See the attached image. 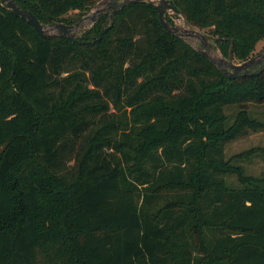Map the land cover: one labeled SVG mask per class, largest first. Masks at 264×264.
<instances>
[{"label": "trees", "instance_id": "trees-1", "mask_svg": "<svg viewBox=\"0 0 264 264\" xmlns=\"http://www.w3.org/2000/svg\"><path fill=\"white\" fill-rule=\"evenodd\" d=\"M17 1L72 23L99 0ZM170 1L238 62L264 39V0ZM108 24L44 37L0 0V264H264V177L224 156L264 125V68L228 78L147 2L90 42Z\"/></svg>", "mask_w": 264, "mask_h": 264}, {"label": "water", "instance_id": "water-1", "mask_svg": "<svg viewBox=\"0 0 264 264\" xmlns=\"http://www.w3.org/2000/svg\"><path fill=\"white\" fill-rule=\"evenodd\" d=\"M2 2L10 11L32 25L40 35L44 37L59 35L76 41L89 31L102 16L108 14L109 24L90 42L100 40L112 28L115 14L124 6L147 2L157 9L161 24L169 33L190 44L203 57L212 61L228 78L256 74L264 68V50L245 61L236 62L233 58L232 48L227 57L217 47L216 41L224 39L223 37L211 35L191 25L181 10L170 0H99L84 15L72 23L64 21L45 23L32 11L22 7L17 0H2ZM168 15L173 18V24L169 23ZM179 19H182V24L178 22Z\"/></svg>", "mask_w": 264, "mask_h": 264}, {"label": "rangeland", "instance_id": "rangeland-1", "mask_svg": "<svg viewBox=\"0 0 264 264\" xmlns=\"http://www.w3.org/2000/svg\"><path fill=\"white\" fill-rule=\"evenodd\" d=\"M78 17V11L72 10L63 15L66 19H75ZM206 32L205 30H203ZM207 33V32H206ZM264 50V39L259 41L254 50L253 56ZM238 62L237 60H235ZM240 106L232 105L226 107V113L229 116L228 124L232 123L240 110ZM248 113L264 122V103L247 102L243 105ZM110 111H115L110 104ZM225 159L234 165H239L244 169L248 176L264 177V125L259 128H245L241 134L228 140L225 144ZM75 161L67 160L63 168H72ZM68 171H73L72 169ZM227 183L234 186H241V181L236 172H230L226 175Z\"/></svg>", "mask_w": 264, "mask_h": 264}, {"label": "bare ground", "instance_id": "bare-ground-1", "mask_svg": "<svg viewBox=\"0 0 264 264\" xmlns=\"http://www.w3.org/2000/svg\"><path fill=\"white\" fill-rule=\"evenodd\" d=\"M178 22H179L180 24H182V22H183V21H182V19H179V21H178Z\"/></svg>", "mask_w": 264, "mask_h": 264}]
</instances>
